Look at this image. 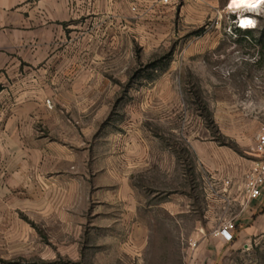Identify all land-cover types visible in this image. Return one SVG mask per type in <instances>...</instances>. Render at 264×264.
<instances>
[{
    "label": "rangeland",
    "instance_id": "obj_1",
    "mask_svg": "<svg viewBox=\"0 0 264 264\" xmlns=\"http://www.w3.org/2000/svg\"><path fill=\"white\" fill-rule=\"evenodd\" d=\"M172 1L100 3L81 43L27 75H0V264H188L202 230L229 216V162L256 159L264 126V5L244 14L256 21L244 31L229 0ZM139 133L177 163L134 178L140 253L90 194ZM196 143L211 148L205 173ZM65 182L79 184L77 198ZM216 262L264 264V237L227 244Z\"/></svg>",
    "mask_w": 264,
    "mask_h": 264
},
{
    "label": "crops",
    "instance_id": "obj_2",
    "mask_svg": "<svg viewBox=\"0 0 264 264\" xmlns=\"http://www.w3.org/2000/svg\"><path fill=\"white\" fill-rule=\"evenodd\" d=\"M100 3L107 9L110 6V0H0V75L19 72L27 75L58 57L67 45L81 43L84 26L90 23L91 28L93 23H98ZM192 147L204 173L212 169L208 158L210 146L196 143ZM255 160L245 162L231 158L229 172L232 176L227 180L234 183L229 191L232 199H240L237 187ZM110 163V180L91 186L90 194L107 199L110 220L114 225L122 223L126 235L134 241V252L140 253L144 247L140 242L145 240L147 230L140 217L141 204L134 178L154 166L173 172L176 159L170 151L148 148L146 136L139 133L130 135L124 144L121 159L114 158ZM78 185L74 182L62 183L65 189L74 190L65 191L63 195L77 198L80 195ZM239 211L238 204H235L233 213ZM202 233L208 239L195 252L196 264H217V256L227 244L212 233L206 234L204 230ZM235 236L233 244L236 247H246L248 243L264 237V192L240 214ZM119 246L122 250L130 249L126 245Z\"/></svg>",
    "mask_w": 264,
    "mask_h": 264
},
{
    "label": "built area",
    "instance_id": "obj_3",
    "mask_svg": "<svg viewBox=\"0 0 264 264\" xmlns=\"http://www.w3.org/2000/svg\"><path fill=\"white\" fill-rule=\"evenodd\" d=\"M161 2L165 5H170L173 3L172 0H161ZM241 30L245 31L251 29ZM255 153L257 159L252 163L251 168L243 176L240 185L237 187V190L240 193V199H229L227 209L230 214L223 220L222 224L213 233L215 237L221 239L225 244H230L235 241L236 222L239 219L240 214L246 210L251 202L261 198L264 192V126L256 136ZM233 184L234 183L232 180H224V191L228 193L232 189ZM235 204H238L240 208L238 213H233V207ZM198 246L199 245L197 243L190 245L188 264H196L195 252Z\"/></svg>",
    "mask_w": 264,
    "mask_h": 264
},
{
    "label": "clouds",
    "instance_id": "obj_4",
    "mask_svg": "<svg viewBox=\"0 0 264 264\" xmlns=\"http://www.w3.org/2000/svg\"><path fill=\"white\" fill-rule=\"evenodd\" d=\"M262 4H264V0H229L225 11L236 15L237 19L234 23L237 27L241 29L254 28L256 21L244 14L254 12L259 15Z\"/></svg>",
    "mask_w": 264,
    "mask_h": 264
},
{
    "label": "trees",
    "instance_id": "obj_5",
    "mask_svg": "<svg viewBox=\"0 0 264 264\" xmlns=\"http://www.w3.org/2000/svg\"><path fill=\"white\" fill-rule=\"evenodd\" d=\"M236 31H237V32H241V30H237V29H236ZM248 34H250V32H248Z\"/></svg>",
    "mask_w": 264,
    "mask_h": 264
},
{
    "label": "bare ground",
    "instance_id": "obj_6",
    "mask_svg": "<svg viewBox=\"0 0 264 264\" xmlns=\"http://www.w3.org/2000/svg\"><path fill=\"white\" fill-rule=\"evenodd\" d=\"M248 29H253V28H248Z\"/></svg>",
    "mask_w": 264,
    "mask_h": 264
}]
</instances>
